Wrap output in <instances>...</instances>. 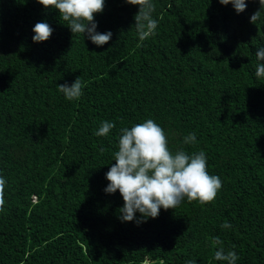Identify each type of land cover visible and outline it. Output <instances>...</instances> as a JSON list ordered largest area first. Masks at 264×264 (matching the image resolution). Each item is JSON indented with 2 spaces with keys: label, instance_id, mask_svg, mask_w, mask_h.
<instances>
[{
  "label": "trees",
  "instance_id": "1",
  "mask_svg": "<svg viewBox=\"0 0 264 264\" xmlns=\"http://www.w3.org/2000/svg\"><path fill=\"white\" fill-rule=\"evenodd\" d=\"M245 2L237 14L218 0H154L156 35L141 41L138 6L105 0L96 31L112 37L98 47L37 0H0V264H225L217 237L236 264H264V9L252 24L259 0ZM41 21L52 35L33 42ZM78 76L84 94L68 101L57 85ZM147 119L173 152H205L223 182L213 202L119 219L105 174L120 129ZM103 121L115 128L96 136Z\"/></svg>",
  "mask_w": 264,
  "mask_h": 264
},
{
  "label": "clouds",
  "instance_id": "2",
  "mask_svg": "<svg viewBox=\"0 0 264 264\" xmlns=\"http://www.w3.org/2000/svg\"><path fill=\"white\" fill-rule=\"evenodd\" d=\"M45 9H55L59 19L66 22L71 33L86 35L96 46L108 43L112 37L110 31H96L97 24L94 14L102 13L105 0H37ZM126 4L138 6L134 15V27L141 41L156 35L158 19L153 14L156 11L154 0H124ZM221 5L232 4L236 13L245 11V0H218ZM259 10L250 17V23L255 24L261 18L264 0H259ZM33 42L47 41L53 29L46 22H38L32 29ZM257 63L255 75L264 79V46L255 53ZM85 84L79 76L71 85H57L68 101L79 100L83 96ZM115 124L103 121L96 136L107 137ZM185 144H195V133L184 138ZM165 131L152 119L120 129L118 151L114 153L115 164H112L105 174L108 181L104 191L112 194L119 191L124 203L119 209V219L122 222L135 221L137 224L146 222L147 218H157L160 209L174 210L187 198L188 202L198 201L201 205L215 200L218 190L222 188L219 176L210 175L207 171V157L203 150L187 153L183 148L172 151ZM104 149L101 148V152ZM6 180L0 177V212L5 211ZM140 213L137 219L136 213ZM222 228H230L231 224L223 223ZM218 246L214 259L225 264H236L239 259L235 251H225L219 237L215 238ZM186 264H196L189 259Z\"/></svg>",
  "mask_w": 264,
  "mask_h": 264
}]
</instances>
